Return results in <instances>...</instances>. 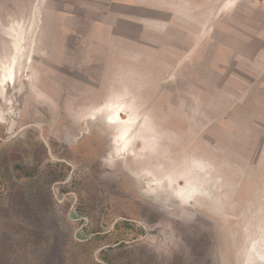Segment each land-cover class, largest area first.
Segmentation results:
<instances>
[{"label": "rangeland", "instance_id": "obj_1", "mask_svg": "<svg viewBox=\"0 0 264 264\" xmlns=\"http://www.w3.org/2000/svg\"><path fill=\"white\" fill-rule=\"evenodd\" d=\"M83 2L93 9L0 0V256L39 240L47 242L46 264L64 256L70 264L74 243L98 231L109 236L87 264H260V218L254 232L242 231L234 143L217 134L213 116L230 111L231 83L255 82L250 62L264 49V0L238 3L197 42L121 17L145 10ZM95 21L108 24L109 46ZM217 41L247 65L227 61L215 72ZM194 43L204 54L181 63ZM116 100L123 118L140 119L123 153V125L106 121L111 110L90 116Z\"/></svg>", "mask_w": 264, "mask_h": 264}, {"label": "crops", "instance_id": "obj_2", "mask_svg": "<svg viewBox=\"0 0 264 264\" xmlns=\"http://www.w3.org/2000/svg\"><path fill=\"white\" fill-rule=\"evenodd\" d=\"M63 1L73 6L93 9V6L87 5L83 0ZM245 1L248 0H107L110 4L142 9L150 14L143 17L121 15L125 19L149 25L152 30L154 28L159 30L160 28H176L187 34H193L196 42L206 37L212 27L227 23L222 21V16L237 8L238 3ZM108 7L109 5L104 4L102 9L107 10ZM228 23L231 24L232 21H228ZM94 24L101 27V40L106 39L109 46L110 37L108 34L106 36L107 32H104L106 30L104 26H108V24L103 21H95ZM214 45L212 56L215 72L222 75L223 63L227 61L230 62V66L233 62H243L247 65L246 60H237L236 56L244 57V55L238 53L232 47L219 41L215 42ZM202 51L194 43L192 47L182 53L181 63L191 54L202 56L205 52ZM250 67L255 82H245L243 87H234V84L231 83L230 96L226 98L230 103V111L225 114L217 113L213 116V121L217 134L218 132L220 135L221 133L224 134L234 143V145L232 144L233 148H230V152L235 155L239 165L235 164V173L232 177L236 183L234 196L238 204L240 203L239 208L236 207L235 215L237 217L244 216L247 219L244 230H242L247 232V235L248 232H254L255 218H260L255 227H257V233L260 232L262 236L261 244L258 245L262 251L256 261L264 264V49L259 51L255 59L250 62ZM232 77L238 79V77L231 75V80ZM118 101L120 102V100ZM191 189L194 190V188L189 187L187 192H192ZM248 224H250L251 229ZM6 233L10 241L9 232ZM9 241L7 242L9 243ZM21 243H25L26 247L20 251H18L19 247L14 250H11V248H14L12 246H10L11 248L6 247L7 253H10L12 257L10 258L9 254L6 255L8 260L10 258V261L6 264L47 263V242L27 240L21 241ZM246 243H249V241ZM15 244L18 245L17 242ZM254 246L255 243L250 244V247ZM60 251L62 254V250ZM73 254L75 258L70 264H87L83 261V258L87 255L74 251V249L71 251V256ZM14 255L17 256L14 257ZM79 255L82 260H79ZM68 259L64 256L56 264H68ZM248 263H254V261H248Z\"/></svg>", "mask_w": 264, "mask_h": 264}, {"label": "bare ground", "instance_id": "obj_3", "mask_svg": "<svg viewBox=\"0 0 264 264\" xmlns=\"http://www.w3.org/2000/svg\"><path fill=\"white\" fill-rule=\"evenodd\" d=\"M11 73L12 71H9V75L6 81L8 83L10 82ZM122 107H123L122 102H119L116 100L114 102H110L106 104L105 107H99L97 109L95 108L96 110L94 109V111L90 114L91 117H94L95 113H102L104 112V110L107 111V109L108 110L110 109L111 112L107 113L108 115L106 116V121L111 125H123L121 131L116 136L117 140L119 141L118 142V153H121V152L123 153L126 149H128L129 145L132 142L133 136L135 132L137 131V126H139L138 124L134 125V122L136 119L138 123L140 121V119L136 118V116L131 117L127 113H125L126 117L123 118L122 113L124 112H122V109H121ZM110 157L112 158L113 155L110 154L109 158Z\"/></svg>", "mask_w": 264, "mask_h": 264}, {"label": "trees", "instance_id": "obj_4", "mask_svg": "<svg viewBox=\"0 0 264 264\" xmlns=\"http://www.w3.org/2000/svg\"><path fill=\"white\" fill-rule=\"evenodd\" d=\"M31 182L32 181L27 183V185H30ZM21 210H22V212H24L23 209H21ZM75 210H77V208H75ZM29 217H31V216H29ZM12 225H13V227H19L17 224H14V223ZM127 225H129L128 227H130V226L132 227V224H130V223L127 224ZM2 233L3 232H0V235ZM107 236H109L107 233H100V232L97 231L90 238H88L85 241H76L74 243L76 245V249H74V250L82 252L84 255H88L91 251H93L94 249L98 248L102 244L106 243L107 239H105V238ZM3 238H4V241H6V242L9 241L7 233H6L5 236H3ZM6 255H7V250L5 249L4 255L1 254V256H0V257L4 256L5 264L7 262H9V260H8ZM72 257H74V254L72 255Z\"/></svg>", "mask_w": 264, "mask_h": 264}]
</instances>
